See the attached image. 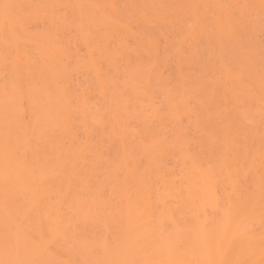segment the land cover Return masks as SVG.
Returning <instances> with one entry per match:
<instances>
[{
  "label": "bare ground",
  "instance_id": "1",
  "mask_svg": "<svg viewBox=\"0 0 264 264\" xmlns=\"http://www.w3.org/2000/svg\"><path fill=\"white\" fill-rule=\"evenodd\" d=\"M0 264H264V0H0Z\"/></svg>",
  "mask_w": 264,
  "mask_h": 264
},
{
  "label": "snow or ice",
  "instance_id": "2",
  "mask_svg": "<svg viewBox=\"0 0 264 264\" xmlns=\"http://www.w3.org/2000/svg\"><path fill=\"white\" fill-rule=\"evenodd\" d=\"M5 7H9L8 5H5Z\"/></svg>",
  "mask_w": 264,
  "mask_h": 264
}]
</instances>
